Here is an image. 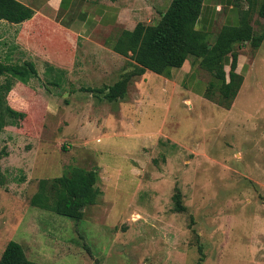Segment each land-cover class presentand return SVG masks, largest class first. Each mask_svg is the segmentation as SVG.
<instances>
[{"label":"rangeland","instance_id":"374dc122","mask_svg":"<svg viewBox=\"0 0 264 264\" xmlns=\"http://www.w3.org/2000/svg\"><path fill=\"white\" fill-rule=\"evenodd\" d=\"M263 47H235L236 72L249 71L228 110L197 94L209 76L191 57L115 102L97 83L71 95L61 75L28 82L14 97L35 110L0 132V255L12 241L36 264H264V65L239 59ZM72 167L97 176L80 220L30 204L39 180Z\"/></svg>","mask_w":264,"mask_h":264},{"label":"crops","instance_id":"0c3cea01","mask_svg":"<svg viewBox=\"0 0 264 264\" xmlns=\"http://www.w3.org/2000/svg\"><path fill=\"white\" fill-rule=\"evenodd\" d=\"M14 1L29 8L31 16L16 24L0 20V64L29 63L36 74L24 80L2 75L0 98L3 105L28 113L35 110L34 105L14 96L31 91L28 82L32 79L39 84L54 83L56 76L61 75L71 95L91 93L117 80L122 71L121 60L123 63L129 60L110 50L112 40L119 31H130L137 23L155 24L171 0ZM258 2L201 0L193 28L203 34H216L224 26L237 27L245 17L253 32L264 29V19L255 14ZM263 45L261 42L256 50H261ZM239 59L241 67L249 60L264 65L263 52L251 56L241 53ZM181 69L182 66L170 69L166 77L161 76L163 81H173ZM248 71L239 74L244 79ZM144 73L139 77L143 78ZM72 83L75 86L71 87ZM91 83H97L98 88Z\"/></svg>","mask_w":264,"mask_h":264},{"label":"trees","instance_id":"16d2710c","mask_svg":"<svg viewBox=\"0 0 264 264\" xmlns=\"http://www.w3.org/2000/svg\"><path fill=\"white\" fill-rule=\"evenodd\" d=\"M200 1L171 0L155 24L137 23L132 30L117 33L110 44V50L129 62L124 63L118 79L112 85L99 89L105 101L115 102L124 98L131 80L145 71L166 77L170 69L180 68L191 57L198 68L209 76L202 93L197 94L224 110L230 108L242 82L241 75L236 72L237 53L234 49L243 44L256 49L264 35L254 34L243 17L237 27L224 26L219 29L212 43H208L205 34L193 28ZM255 14L264 19V0H259ZM30 16L31 10L22 4L14 0H0V20L16 24ZM225 66L228 67L227 73L224 72ZM5 74L24 80L36 73L29 63L0 64V77ZM25 114L3 105L0 98V132L6 126L18 127ZM5 156L6 153L1 149L0 158ZM96 178L94 170L72 167L67 175L50 180L41 179L30 204L57 216L78 221L82 218L84 208L96 201ZM3 182L0 171V186ZM172 201L173 212L184 211L177 191L173 194ZM0 264L36 263L28 261L21 247L9 241L0 255Z\"/></svg>","mask_w":264,"mask_h":264}]
</instances>
